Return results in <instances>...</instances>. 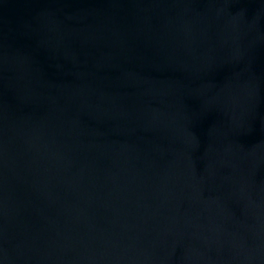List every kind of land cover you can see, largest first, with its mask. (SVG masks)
<instances>
[{
    "label": "water",
    "instance_id": "95a60500",
    "mask_svg": "<svg viewBox=\"0 0 264 264\" xmlns=\"http://www.w3.org/2000/svg\"><path fill=\"white\" fill-rule=\"evenodd\" d=\"M0 264H264V0H0Z\"/></svg>",
    "mask_w": 264,
    "mask_h": 264
}]
</instances>
